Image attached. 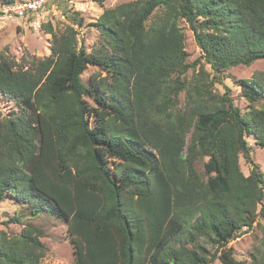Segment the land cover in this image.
I'll return each instance as SVG.
<instances>
[{"label":"trees","instance_id":"obj_1","mask_svg":"<svg viewBox=\"0 0 264 264\" xmlns=\"http://www.w3.org/2000/svg\"><path fill=\"white\" fill-rule=\"evenodd\" d=\"M182 21L213 73L186 77L200 60L188 62ZM95 25L105 50L85 54L73 27L47 24L49 57L0 54V94L18 108L0 121V204L63 219L72 264H210L205 244L223 264H243L226 246L264 220V173L248 142L264 149V74L241 81L246 112L215 85L264 60V0H143ZM89 66L105 76L86 87ZM43 236L31 225L3 233L0 264H41Z\"/></svg>","mask_w":264,"mask_h":264},{"label":"rangeland","instance_id":"obj_2","mask_svg":"<svg viewBox=\"0 0 264 264\" xmlns=\"http://www.w3.org/2000/svg\"><path fill=\"white\" fill-rule=\"evenodd\" d=\"M142 2L143 0H106L101 4L96 0H51L49 8L53 10L51 15L53 21L44 25L52 24L56 34H60L68 26L73 27L78 32V48L83 49L85 54H91L103 47V36L95 24L104 11L120 5H131L133 9H137L140 8ZM56 12L66 14L65 22L54 15ZM81 19H83L82 25L79 23ZM180 26L186 38L188 62L193 63L200 60V64L191 68L186 77L191 79L201 66L213 73L210 65L202 57V52L196 44L194 33L189 24L182 21ZM51 40L52 36L46 33L44 26L41 30L35 31L25 19L10 18L0 13V54L7 53L17 62L23 60L29 62L33 57L45 59L51 55ZM103 48L105 50V47ZM260 74H264V60H259L248 67L238 66L229 69L224 73L222 82L217 83L215 88L220 94L228 92L234 104L242 112H246L249 102L242 93L241 81ZM96 76L100 79L105 76V73L97 67L89 66L82 76L84 85L86 87L94 86ZM181 79H185V76H181ZM85 99L93 107H96L92 95H86ZM180 99L182 102L185 101V92H181ZM261 103L263 104V102ZM14 111L18 112L14 103L3 98L0 94V121L6 116H11ZM89 118L91 125H94V118L91 116ZM248 142L252 147L254 162L260 166L264 173V149L256 146L251 138H248ZM240 165L244 175L249 176L253 165L243 157L240 158ZM198 169L202 171L203 167L199 165ZM15 217H19L21 222L15 223L13 221ZM29 225L44 231L41 241L45 247V255L41 259V264H72L75 261V245L72 243V237L69 236V227L63 219L48 212H42L38 217L33 216L31 207L24 204L19 205L10 197L0 204V243L3 233L8 239H14ZM205 246L210 257L217 254L215 260L210 264H223L218 258L216 247L210 244H205ZM226 248H232L234 257L243 264H252L254 258L264 260V220L258 217L251 228L242 229L241 233L231 240Z\"/></svg>","mask_w":264,"mask_h":264},{"label":"built area","instance_id":"obj_3","mask_svg":"<svg viewBox=\"0 0 264 264\" xmlns=\"http://www.w3.org/2000/svg\"><path fill=\"white\" fill-rule=\"evenodd\" d=\"M51 0H16L9 5H1L0 13L10 18L25 19L30 27L39 31L44 24L52 20V9L49 8ZM61 21L65 22L66 14L61 12L54 13Z\"/></svg>","mask_w":264,"mask_h":264}]
</instances>
